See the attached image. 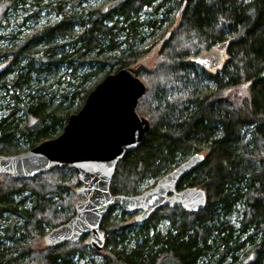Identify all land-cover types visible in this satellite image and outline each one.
<instances>
[{
  "label": "trees",
  "instance_id": "trees-1",
  "mask_svg": "<svg viewBox=\"0 0 264 264\" xmlns=\"http://www.w3.org/2000/svg\"><path fill=\"white\" fill-rule=\"evenodd\" d=\"M167 4L180 8L177 21L154 68L136 70L146 86L136 111L148 118L150 130L116 165L109 190L137 195L145 179H158L200 153L204 159L178 189H202L206 203L201 211L163 208L141 223L117 226L106 223L109 211L101 223L103 264H210L215 257L217 264L228 258L227 264H264V80H256L264 70V0H127L107 14L103 7L84 12L76 4L67 10L56 4V22L0 50V102L6 103L0 155L59 135L91 91L88 85L136 64L146 52L137 48L143 30L161 26L155 18ZM211 49L226 54L220 72L184 63ZM78 185L66 167L28 179L1 175L0 264H74V254L86 249L82 238L56 247L35 244L45 229L74 216ZM237 210L235 227L229 219ZM6 215L15 219L2 223ZM16 220L30 238L25 246L13 239ZM245 244L249 250L236 257Z\"/></svg>",
  "mask_w": 264,
  "mask_h": 264
},
{
  "label": "water",
  "instance_id": "water-1",
  "mask_svg": "<svg viewBox=\"0 0 264 264\" xmlns=\"http://www.w3.org/2000/svg\"><path fill=\"white\" fill-rule=\"evenodd\" d=\"M126 1L113 0L102 8V13L107 14ZM201 60L206 63L201 64ZM225 60L224 51L211 49L187 57L184 63L216 74L223 69ZM256 80H264V70ZM145 90L134 66L108 74L89 92L81 108L68 117L59 135L23 152L0 155V175L14 179L33 178L62 167L75 172L79 183L75 193L81 199L74 203L72 218L44 235L46 247L84 238L85 247L94 252L103 251L105 233L101 223L115 206L124 213H137L136 223L145 221L163 208H181L187 212L204 208L206 195L202 189L177 188L179 182L204 159L200 153L187 157L159 177L152 187L137 195L110 193L116 165L125 153L142 143L150 130L148 118L136 111Z\"/></svg>",
  "mask_w": 264,
  "mask_h": 264
},
{
  "label": "rangeland",
  "instance_id": "rangeland-1",
  "mask_svg": "<svg viewBox=\"0 0 264 264\" xmlns=\"http://www.w3.org/2000/svg\"><path fill=\"white\" fill-rule=\"evenodd\" d=\"M113 0H13V2L6 8L4 14H2L3 5L7 2V0H0V50L2 49H10L12 46L20 43L29 35H32L41 27L56 22L60 17L57 15L56 11L53 9L56 4L61 3L64 4V8L70 9L71 5H75L78 10L86 12L87 10H96L101 9L108 3ZM180 8L172 7L170 4H167L156 16V20L160 21L163 20L162 24L158 28H154L152 30H143L144 40L141 44H138V49L146 50L143 53L136 64L134 66L136 70L139 68H144L148 70H152L154 68L157 52L159 50V46L154 50V47L158 42L164 41V37L171 32L175 22L178 18ZM150 9H144L142 12L141 18H146L147 13H149ZM166 11H168L166 13ZM115 19V17H113ZM158 25V24H157ZM169 36V34H168ZM161 45V44H160ZM154 52V53H153ZM86 70V69H85ZM84 70V71H85ZM114 73V72H113ZM100 82V81H99ZM92 82L89 87L90 90L94 88ZM6 105L5 102H0V115L5 112L4 106ZM82 106V105H81ZM81 108V107H80ZM25 151V149H24ZM23 152V151H22ZM70 169L67 168V173H70ZM1 179V175H0ZM157 179H145L139 186L138 192L141 193L146 189L153 186ZM75 190V189H74ZM20 197H17L19 200ZM56 200L55 197H53ZM81 199V196H79ZM78 199V200H79ZM77 200V201H78ZM16 201V200H15ZM17 202V201H16ZM109 216L106 220L108 226H117L120 222L123 224H135V216L137 213H124L119 206L113 207L110 212L108 213ZM8 215V214H7ZM5 216L6 220L2 223L8 224L12 222L15 218L10 216ZM230 223L238 227V223L240 220V214L237 210L229 219ZM15 226L18 230V235L13 237L16 243L20 246H25L29 243L30 238L26 233L23 231L22 222L20 220H16ZM167 228L166 223H161L158 229L161 232H164ZM51 229H45V234L49 232ZM1 234V233H0ZM44 234V235H45ZM43 237L37 240L35 247L36 248H44ZM84 240V238H82ZM129 239V238H127ZM243 240V238H241ZM8 245H15L14 243L7 242ZM127 242V241H126ZM125 242V243H126ZM119 244L120 247L125 245ZM84 244V243H83ZM250 248V244H245L242 250H239L235 255L236 257H242L245 252H247ZM107 250H103L101 252H94L91 251L88 247H86L85 251L82 254H74L73 263L74 264H103V255L106 254ZM217 257L212 259V263L210 264H217ZM230 262L228 258L226 262L223 264H227Z\"/></svg>",
  "mask_w": 264,
  "mask_h": 264
},
{
  "label": "snow or ice",
  "instance_id": "snow-or-ice-1",
  "mask_svg": "<svg viewBox=\"0 0 264 264\" xmlns=\"http://www.w3.org/2000/svg\"><path fill=\"white\" fill-rule=\"evenodd\" d=\"M201 64H204V63H206V61H203V60H201V61H199ZM0 67H2V65H0Z\"/></svg>",
  "mask_w": 264,
  "mask_h": 264
},
{
  "label": "flooded vegetation",
  "instance_id": "flooded-vegetation-1",
  "mask_svg": "<svg viewBox=\"0 0 264 264\" xmlns=\"http://www.w3.org/2000/svg\"><path fill=\"white\" fill-rule=\"evenodd\" d=\"M178 188V187H177Z\"/></svg>",
  "mask_w": 264,
  "mask_h": 264
}]
</instances>
